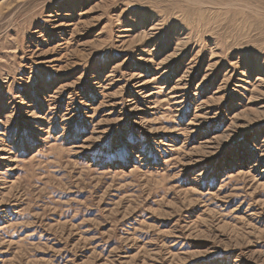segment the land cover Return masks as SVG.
<instances>
[{
	"label": "rangeland",
	"instance_id": "obj_1",
	"mask_svg": "<svg viewBox=\"0 0 264 264\" xmlns=\"http://www.w3.org/2000/svg\"><path fill=\"white\" fill-rule=\"evenodd\" d=\"M0 264H264V0H0Z\"/></svg>",
	"mask_w": 264,
	"mask_h": 264
}]
</instances>
